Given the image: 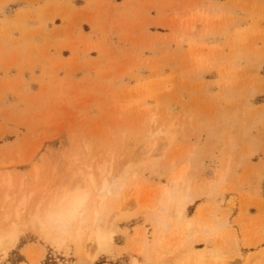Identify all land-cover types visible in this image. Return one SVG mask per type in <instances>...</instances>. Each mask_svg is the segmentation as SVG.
Wrapping results in <instances>:
<instances>
[{"label":"rangeland","instance_id":"374dc122","mask_svg":"<svg viewBox=\"0 0 264 264\" xmlns=\"http://www.w3.org/2000/svg\"><path fill=\"white\" fill-rule=\"evenodd\" d=\"M211 92L219 93L217 100L210 99ZM258 96L264 98V0H0V177L5 175L0 181L11 174L20 185L26 178L25 190L43 191L49 199L79 179L73 175L82 165L72 160L76 152L84 162L100 161L109 150L114 174L138 160L142 133L153 118L178 125L158 173L128 177L120 200L131 218L116 222L120 228L111 252L89 262L84 238L79 241L74 232L58 249L27 231L7 256L1 255L0 264H134V259L195 264L192 247L203 243L199 230L193 241L168 249L170 257L164 252L174 233H185V219L192 218L187 211L178 225L175 205L156 210L159 202L167 204L160 187L172 188L171 177L186 166L196 185H205L206 177L215 182L230 160L236 163L232 176L217 193L203 196L192 220H223L226 211L213 209L234 199L246 212L233 219L230 211L228 222L212 229L216 241L210 246L230 256L237 248L250 258L259 249L249 245L264 233V160L254 161L259 153L264 157V107L252 104ZM217 108L238 115L224 137L221 167L214 170L217 164L204 153L203 137L210 143L217 139L222 128ZM246 131L257 148L242 162L240 153L252 139ZM172 161L177 164L171 168ZM178 192L181 200L184 192ZM148 211L154 218L172 217L168 230L149 221ZM144 236L150 242L148 254L141 255ZM159 238L167 241L159 244Z\"/></svg>","mask_w":264,"mask_h":264},{"label":"bare ground","instance_id":"6f19581e","mask_svg":"<svg viewBox=\"0 0 264 264\" xmlns=\"http://www.w3.org/2000/svg\"><path fill=\"white\" fill-rule=\"evenodd\" d=\"M177 126L178 125L174 122L159 124L157 120L153 118L150 121L148 128H144L146 130L142 133L141 140L143 141V144L141 146V153L139 154L140 157L138 156V160L136 159L137 161L132 164L129 162V164L127 163L128 165L125 164L128 167H123L125 168L124 170L120 166V170H117L119 173H112L113 167L111 165L114 155H112V152L109 150H105L106 155L103 156L100 161H97V157H93L91 161L85 159L84 162H82L84 157L80 159L79 156L76 155V152L73 155V157L75 156V159L72 157V160H75L74 164L76 162H80L79 164L82 165H80V167H78L79 165L76 167L73 175L77 176L79 179L68 189L63 190L65 188L64 187L63 189L53 192L55 194H53V196L51 194L49 199L46 197V195L49 194L46 193V195H43V191H39L42 193L38 192V194L36 193L37 195H35L34 188L33 191L31 188H29L30 190H25L24 187H27L25 186L27 185L26 178L20 185H18V183H16L17 181L15 182L12 178L11 174V177L9 174L7 177H3L0 181V195L3 197V199H1L2 197L0 198V259L1 255L5 256L10 248L16 245L19 237L27 231H33L42 238L51 240L58 249L65 246L66 236L74 232L79 241L81 238H84L83 244L86 245L84 258L89 262L95 261L100 253L111 252L114 248L113 246L117 236L116 230L120 228L115 226L116 222H120L121 224L123 222H127L129 218H131L129 210L123 209L124 204H122L120 200L122 199V190L126 186L128 187V177L135 179L136 177H139L137 175L138 172L140 175L147 171L158 173V168L162 167H160V163L168 158L167 153L169 152V147L172 145L174 146L178 136ZM253 127H256V125L254 124ZM244 134L247 136L249 133L246 131ZM253 137L254 136L250 137L252 138L250 139L252 142H249V147H247L248 150L245 149L240 153L239 161L240 159L242 162L246 161L247 158L255 155L257 142L255 141L256 143L254 144L255 137ZM233 145L234 144H232V147L235 146ZM90 149L91 147L87 146V150L91 153ZM77 151L80 152V150ZM188 154L190 155V152ZM195 154L196 151L194 153L192 152V157ZM234 163H232L231 160L228 164L226 163L227 168H224L225 170L218 174L215 182L212 181L211 177H206L205 185L204 183L196 185L194 182H191L187 173L192 168H189L188 166H186L187 168L182 167L184 170L181 168L179 171L180 173H176L175 177L172 178L170 176L172 179V188H169L166 185L160 187V191L165 195L167 204H161V202H159L161 207L156 210L161 208V210L166 212L170 209V206L175 205L176 219H174V221L178 224L180 220L185 218L188 208L195 204L197 200L203 198L204 195L217 193V186L220 187V185H223V183L226 182L228 177L232 176L235 167L234 165L236 164ZM175 164H177V162L172 161L170 167L172 168ZM35 171H38V167L35 168ZM159 171H161V169ZM133 179L130 181L132 182ZM62 183H65V181ZM137 186V188H140V184ZM178 191L184 192L182 199L180 198L181 200H178V196L180 195ZM215 210L217 213L223 209L219 210L215 207L213 212ZM113 211L115 213L113 215L114 217L112 216ZM225 211V217L223 220L218 217H212L213 220H210L209 222H207V220L206 222H203L201 219H197L198 221L185 219V233L179 235L172 233L174 236V242L172 244V241L169 242L165 248L166 251L164 252L170 257V255L173 254L170 251L168 253V249L170 250L173 247L175 248V246L179 249L180 247L186 245L184 241L187 242L192 240L194 238L193 232L195 230H199L202 234L201 238L204 243V250H196L195 246L192 247V251L194 252H192V257L196 260L195 264H264V233H261L252 244L249 243L251 248H261L257 251V253H253V255L248 259H245V256L240 249L238 250L237 248H234L236 249V254L234 256H230L229 254H225L222 250L218 248L213 249L210 246L216 241L212 240L216 235L212 232V229L223 227L225 223L228 222L226 218L229 215L230 210L226 209ZM148 215L149 221L153 222V220H156L157 224L162 225L163 230H168V226L170 224L168 219L171 220L172 217L170 218L169 215L163 213V215H158L156 216L157 218H154L153 212L151 213V211H148ZM90 218H92V227L87 229ZM234 238H236V236ZM144 241L145 243L138 250L141 255L144 253L148 254V242L150 241H147L145 236ZM158 241L159 244H164L167 239L165 238L164 240H161V238H159ZM89 248L92 250H89ZM134 264H139L137 259H134Z\"/></svg>","mask_w":264,"mask_h":264},{"label":"crops","instance_id":"0c3cea01","mask_svg":"<svg viewBox=\"0 0 264 264\" xmlns=\"http://www.w3.org/2000/svg\"><path fill=\"white\" fill-rule=\"evenodd\" d=\"M218 94H219L218 92H211V98L210 99H216L217 100L218 99V97H217ZM238 102H239V105H240L241 104V98H239ZM252 102H253L252 104H253V108L254 109H259V108L264 107V98L260 99V96L254 98L252 100ZM216 111L218 113L217 114L218 115L217 120L220 121V123H221V125H219V126L222 127L221 129H218V131H217V133H218L217 139L213 143H210L208 141L209 139H208L206 134H204L205 138L203 137V144H204V151H205L204 153H206V155L208 157H210V158L213 157V159H214L213 162L215 164H217L216 166H214V170H216L217 167H221L222 156L220 157V155H222V154H224L226 152V144H225V141H224V137L226 135L227 128L229 126H231L232 124H234V121H235L234 119L238 115L237 112H234L232 114H229L227 112L225 113V112H222V111L220 112V110L218 108L216 109ZM224 115H225V118H224ZM261 128L262 127H260V129ZM261 142L264 143V138L263 139L261 138ZM262 155H263V153H259V155L254 159V161L255 162H259V159L264 160V157H262ZM205 164L209 165V162H205ZM204 168H206V165L204 166ZM203 200H204V197L199 199V200H197L195 202V204L191 205L188 208L187 211L189 213V218L195 219V218H197L199 216V208L201 207V204L202 205L204 204ZM216 202H218V204H219V200L218 201L216 200ZM221 202L225 203L224 205L226 206L228 201H226V199H222ZM228 207H231L232 209H230ZM237 207L238 206L236 205L235 200L232 199L231 202H229L227 204V207L223 208V210L229 209L231 211L230 218H233V219L235 218L236 219L239 216H241V213H245L246 212V210H242V209H239ZM220 209H221V207H220ZM257 213L258 212H256V214ZM250 215H255V213H253V214L250 213ZM219 216H221V214H219ZM230 222L234 225V228L236 230L240 229V225H238V226L235 225V220L234 221L230 220ZM195 248H196V250H204V243L196 244ZM257 248L260 249L261 247H256L255 249H257Z\"/></svg>","mask_w":264,"mask_h":264}]
</instances>
